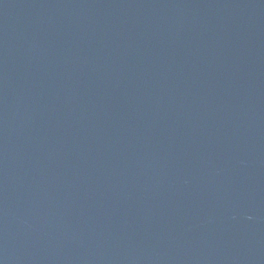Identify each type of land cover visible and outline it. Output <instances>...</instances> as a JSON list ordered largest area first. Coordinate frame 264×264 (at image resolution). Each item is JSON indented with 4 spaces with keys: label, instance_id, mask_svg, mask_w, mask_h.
I'll use <instances>...</instances> for the list:
<instances>
[{
    "label": "water",
    "instance_id": "obj_1",
    "mask_svg": "<svg viewBox=\"0 0 264 264\" xmlns=\"http://www.w3.org/2000/svg\"><path fill=\"white\" fill-rule=\"evenodd\" d=\"M0 264H264V0H0Z\"/></svg>",
    "mask_w": 264,
    "mask_h": 264
}]
</instances>
